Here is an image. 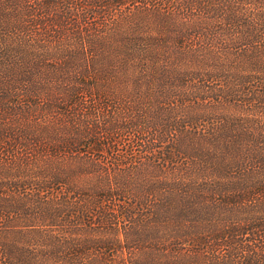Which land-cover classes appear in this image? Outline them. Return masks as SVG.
Returning <instances> with one entry per match:
<instances>
[{
    "label": "trees",
    "instance_id": "obj_1",
    "mask_svg": "<svg viewBox=\"0 0 264 264\" xmlns=\"http://www.w3.org/2000/svg\"><path fill=\"white\" fill-rule=\"evenodd\" d=\"M0 264H264V0H0Z\"/></svg>",
    "mask_w": 264,
    "mask_h": 264
},
{
    "label": "rangeland",
    "instance_id": "obj_2",
    "mask_svg": "<svg viewBox=\"0 0 264 264\" xmlns=\"http://www.w3.org/2000/svg\"><path fill=\"white\" fill-rule=\"evenodd\" d=\"M152 231H156V230H154V229H153V230H151V231H150V232H151V234H153V233H152Z\"/></svg>",
    "mask_w": 264,
    "mask_h": 264
}]
</instances>
